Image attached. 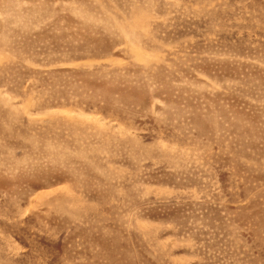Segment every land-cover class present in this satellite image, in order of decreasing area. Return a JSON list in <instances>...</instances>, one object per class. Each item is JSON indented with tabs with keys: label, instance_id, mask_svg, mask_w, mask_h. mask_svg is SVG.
I'll return each mask as SVG.
<instances>
[{
	"label": "rangeland",
	"instance_id": "1",
	"mask_svg": "<svg viewBox=\"0 0 264 264\" xmlns=\"http://www.w3.org/2000/svg\"><path fill=\"white\" fill-rule=\"evenodd\" d=\"M0 264H264V0H0Z\"/></svg>",
	"mask_w": 264,
	"mask_h": 264
}]
</instances>
